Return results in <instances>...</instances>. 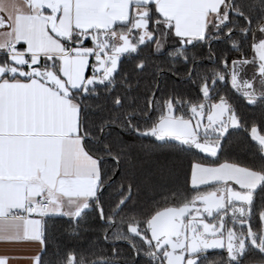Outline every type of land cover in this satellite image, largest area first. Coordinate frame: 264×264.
<instances>
[{
	"label": "snow or ice",
	"instance_id": "6c2138e0",
	"mask_svg": "<svg viewBox=\"0 0 264 264\" xmlns=\"http://www.w3.org/2000/svg\"><path fill=\"white\" fill-rule=\"evenodd\" d=\"M0 244L264 264V0H0Z\"/></svg>",
	"mask_w": 264,
	"mask_h": 264
},
{
	"label": "crops",
	"instance_id": "0c3cea01",
	"mask_svg": "<svg viewBox=\"0 0 264 264\" xmlns=\"http://www.w3.org/2000/svg\"><path fill=\"white\" fill-rule=\"evenodd\" d=\"M5 251L19 257V259L16 261V264H30L28 258L32 255L35 249L28 245H19L15 247L5 248L3 244H0V253Z\"/></svg>",
	"mask_w": 264,
	"mask_h": 264
},
{
	"label": "trees",
	"instance_id": "16d2710c",
	"mask_svg": "<svg viewBox=\"0 0 264 264\" xmlns=\"http://www.w3.org/2000/svg\"><path fill=\"white\" fill-rule=\"evenodd\" d=\"M180 183L182 184V177L180 178ZM183 194L182 188H175L172 191H165L161 196L158 197L159 200L163 201H171L174 198H179ZM63 227L62 224L56 225V236L57 238H62V234L60 229Z\"/></svg>",
	"mask_w": 264,
	"mask_h": 264
}]
</instances>
